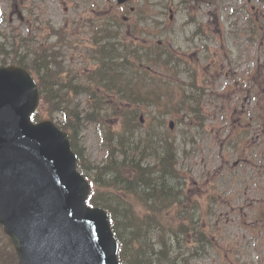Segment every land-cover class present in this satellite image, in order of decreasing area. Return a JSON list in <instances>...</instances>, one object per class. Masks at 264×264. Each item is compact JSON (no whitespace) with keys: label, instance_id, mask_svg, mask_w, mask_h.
<instances>
[{"label":"rangeland","instance_id":"374dc122","mask_svg":"<svg viewBox=\"0 0 264 264\" xmlns=\"http://www.w3.org/2000/svg\"><path fill=\"white\" fill-rule=\"evenodd\" d=\"M162 1L129 0V7L137 9V12L139 8L144 9L150 20L157 18L160 24L166 26L164 37L174 41V48L188 53L192 66L199 65L196 81L204 96L203 127L190 129L188 124H181L173 130L175 138L183 143L186 150L185 154L184 150L180 154L179 168L189 178V198L198 201V208L193 214L211 241L197 245L192 264H264V220L262 222L257 217L264 210V177L256 176L249 180L246 175L240 178L239 174L231 175L219 169L223 154L226 160L231 159V164L239 156L241 160L248 159L249 163L250 160L261 163L264 170V0H198L197 3L183 0L189 1L187 6H192L191 13H187L181 0H166L170 9L161 13ZM13 4L15 0H0V41H10L9 46L15 36L14 29L26 37L33 28L38 27L41 31L34 30V38L37 37L44 44L50 40L53 43L57 38L47 30L50 25L55 29L65 25L68 34L66 40L71 39L74 45H79L94 38V21L108 19L115 14L122 17L115 8L116 13L110 15L99 12L97 8L111 7L108 0H31L29 7L33 10L38 8L33 11L34 16L25 12V19V14L15 12ZM148 5L153 6L151 10H148ZM201 6L200 12L196 11ZM126 18V24L130 25L137 16ZM36 19L39 21L36 22ZM191 20L193 22L189 23ZM126 24L123 26L125 29ZM198 24L203 34L208 36L204 51L197 50L198 43L192 40ZM143 26L144 23L140 29ZM148 29H152V26L149 25ZM74 45L63 46L66 65L77 69L94 68L92 62L87 65ZM4 59L0 57V62ZM176 74H181L184 85L193 80L192 75L183 72L170 74L172 81H178L176 87L180 81ZM140 83L142 91L143 82ZM160 88L156 85L154 90ZM178 99L179 95L176 102ZM80 103L81 107H86V97ZM144 117L149 121L146 111ZM222 117L231 123L234 120L229 136L228 132L232 129H227L230 125L222 123ZM238 118L242 126L238 125ZM180 119L184 121L183 116ZM105 123L116 130L113 116ZM249 128L256 135L240 143L238 135ZM82 139L85 148L81 149L88 157L87 165L91 162L103 164L106 152L100 146L94 124L85 127ZM234 148H237V154L231 153ZM210 185L219 192L216 201H207L200 189ZM169 215L172 217L174 212Z\"/></svg>","mask_w":264,"mask_h":264},{"label":"water","instance_id":"95a60500","mask_svg":"<svg viewBox=\"0 0 264 264\" xmlns=\"http://www.w3.org/2000/svg\"><path fill=\"white\" fill-rule=\"evenodd\" d=\"M38 102L24 70L0 69V222L21 264H35L40 252L50 264H118L108 217L86 206L89 186L66 136L50 122L31 123ZM28 237L24 250L17 239Z\"/></svg>","mask_w":264,"mask_h":264},{"label":"trees","instance_id":"16d2710c","mask_svg":"<svg viewBox=\"0 0 264 264\" xmlns=\"http://www.w3.org/2000/svg\"><path fill=\"white\" fill-rule=\"evenodd\" d=\"M103 48L105 49L106 47ZM110 49L111 52L114 53L116 51L115 45L113 44L111 47L107 45V51ZM37 58L38 60H34L33 64L37 67L35 69L40 75L39 85L44 94V106L49 114H61L65 117L67 123L64 130L66 131L72 130L75 132V130L80 127V115L82 112H80L79 109L80 104L76 103V98L81 92H90L89 84H91V81L94 80L93 83L95 82L94 84L99 85L105 82L106 77L110 75L113 77L110 78L114 85L112 89L121 92L125 86L131 89L129 86L130 82L123 81L119 83L116 81L117 75L121 73L118 66H124L126 64V59L124 56L121 57V55H116L115 53L105 57V60H108L106 64L103 63L105 67L96 72L98 75L96 78L90 76L88 81H91L89 83L86 81L85 86L74 85L76 77L70 76V74L74 73L72 70L67 71L70 73L68 74V80L60 79L65 72V68L61 62L57 61L56 57H50L49 62L41 55L37 56ZM166 62H169V60H166ZM14 63L24 67L29 66L28 59L22 55H16ZM45 63L47 66H45ZM117 84L120 86H116ZM126 90L124 91L125 95L121 98L122 102L126 101L138 105L141 104L143 100L148 102V104L144 103L148 106L163 107L164 109L162 112H169L170 110L168 103L161 102L164 100L161 98L163 95L152 96L151 98L146 96L147 100H145L141 99L140 96L127 94ZM92 95L93 96H90V106L94 108L95 111L88 112L86 119L99 120V113L101 107L105 106L106 102L104 100L106 99L103 100L101 97H96L94 94ZM162 112H159V114ZM120 115L126 116V123L135 130L136 127L134 122L137 120L136 117H132L131 119L127 114V110L124 109L120 111ZM160 124H162V122ZM151 143H153V141H151ZM145 151L143 150V152L147 153V150ZM146 155L147 154H145V156ZM161 155V168H159L156 173H154L155 170L142 168L140 164H135L131 161L129 166L131 167L132 175L123 179L127 182L123 192L111 191L114 188V184L104 180L101 173L97 175L99 185L95 192L96 196L92 198L91 203L94 205L99 204L109 212L114 231L122 243L121 257L124 264H187L186 261H183L186 259L184 254L176 259L172 252H169L165 248L156 252L153 241L148 237V234L151 232L150 229L152 228V226L150 227L151 223L157 222L163 229H167L169 226L171 230H175L176 227L173 220L177 219L179 224L176 233L177 236H182V238L185 239L187 235L194 233V229L188 226V223L186 224L183 218L185 209L181 202L182 193L180 191L179 177L175 171L176 158L175 156L173 157L170 152L166 154L164 150H162ZM118 179L119 177L117 180ZM132 199H134L135 205H133ZM174 203H177L178 207L175 209L174 215L169 217L168 211L171 210ZM140 215H142L143 220L139 217ZM196 239L200 240L198 236ZM163 244L164 246H169V243L166 241H163Z\"/></svg>","mask_w":264,"mask_h":264},{"label":"bare ground","instance_id":"6f19581e","mask_svg":"<svg viewBox=\"0 0 264 264\" xmlns=\"http://www.w3.org/2000/svg\"><path fill=\"white\" fill-rule=\"evenodd\" d=\"M16 86H18V87H21L22 85H19V84H15Z\"/></svg>","mask_w":264,"mask_h":264}]
</instances>
